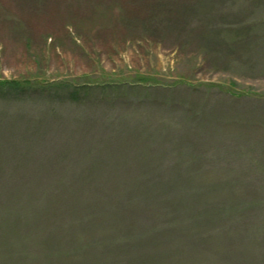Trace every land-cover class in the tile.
<instances>
[{"label": "rangeland", "instance_id": "1", "mask_svg": "<svg viewBox=\"0 0 264 264\" xmlns=\"http://www.w3.org/2000/svg\"><path fill=\"white\" fill-rule=\"evenodd\" d=\"M0 264H264V0H0Z\"/></svg>", "mask_w": 264, "mask_h": 264}]
</instances>
